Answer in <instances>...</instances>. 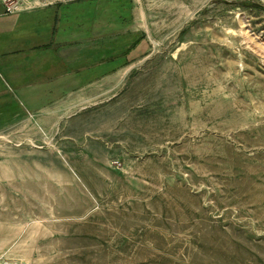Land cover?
I'll use <instances>...</instances> for the list:
<instances>
[{
  "label": "rangeland",
  "instance_id": "1",
  "mask_svg": "<svg viewBox=\"0 0 264 264\" xmlns=\"http://www.w3.org/2000/svg\"><path fill=\"white\" fill-rule=\"evenodd\" d=\"M134 1L124 84L0 101V264H264V0Z\"/></svg>",
  "mask_w": 264,
  "mask_h": 264
},
{
  "label": "crops",
  "instance_id": "2",
  "mask_svg": "<svg viewBox=\"0 0 264 264\" xmlns=\"http://www.w3.org/2000/svg\"><path fill=\"white\" fill-rule=\"evenodd\" d=\"M137 8L134 0H53L10 15L0 9V101L57 103L124 84L142 49L132 41Z\"/></svg>",
  "mask_w": 264,
  "mask_h": 264
}]
</instances>
